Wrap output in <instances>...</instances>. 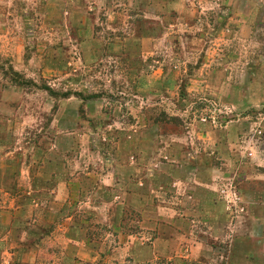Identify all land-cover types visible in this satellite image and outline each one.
<instances>
[{
	"label": "rangeland",
	"instance_id": "obj_1",
	"mask_svg": "<svg viewBox=\"0 0 264 264\" xmlns=\"http://www.w3.org/2000/svg\"><path fill=\"white\" fill-rule=\"evenodd\" d=\"M181 4L0 0V264H264V0Z\"/></svg>",
	"mask_w": 264,
	"mask_h": 264
},
{
	"label": "crops",
	"instance_id": "obj_2",
	"mask_svg": "<svg viewBox=\"0 0 264 264\" xmlns=\"http://www.w3.org/2000/svg\"><path fill=\"white\" fill-rule=\"evenodd\" d=\"M144 1V0H141ZM163 3L165 6L164 10L166 11L167 6L169 5L170 8H176L178 9L179 7L182 6L181 0H158ZM244 25L239 24V27L242 28ZM239 28V29H240ZM131 37V36H130ZM131 38H127L126 40H129ZM161 154H157L159 156ZM149 156V155H148ZM146 155H144V159H147ZM211 173V172H210ZM29 176V175H28ZM51 176V177H50ZM46 175V179L49 177L52 178V175ZM203 177V176H202ZM33 178V177H31ZM208 178V177H205ZM113 178L111 177V184ZM202 180V178H199ZM103 181H101V184ZM202 184V181L199 182ZM108 184V183H105ZM35 188V187H34ZM36 189V188H35ZM31 191H33L32 188H30ZM195 194V193H194ZM209 196L213 195L212 198H206L201 195H194L192 197L190 203L187 206H182L181 202L178 200L172 201L166 205V203L162 200L158 201V208H170V209H178V210H183L184 209H190L196 211L198 216L201 214V218L198 220L197 218V227H201V231L203 232V229H208L212 228L214 222L218 223H225V218L223 215H219L218 211H221L224 209L222 202L218 198L216 193L209 192ZM193 221H196L194 219ZM224 221V222H223ZM212 225V226H211ZM208 232L206 231V235H202L200 233H197L195 235L193 232L191 233L190 237L188 234L179 231L178 229L175 230L174 233H170L168 235H162L158 233L152 240V244L155 246H158V249L156 251H153L151 254L155 257H176V258H190L191 260H196L201 259L209 250L208 245L205 244L210 240L208 237ZM213 236V233L211 234ZM214 237V236H213ZM217 238V236L215 237ZM240 238V235H238V240ZM176 247L175 250L173 251V247ZM229 250V249H228ZM141 255L144 257L149 256L150 253H148L145 250V247L143 251H141Z\"/></svg>",
	"mask_w": 264,
	"mask_h": 264
}]
</instances>
